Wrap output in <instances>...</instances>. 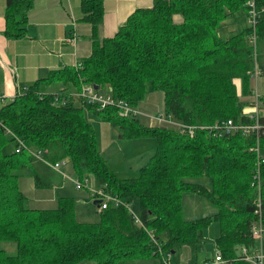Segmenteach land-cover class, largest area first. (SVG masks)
<instances>
[{
    "label": "trees",
    "instance_id": "16d2710c",
    "mask_svg": "<svg viewBox=\"0 0 264 264\" xmlns=\"http://www.w3.org/2000/svg\"><path fill=\"white\" fill-rule=\"evenodd\" d=\"M252 3L255 26L250 23ZM32 7L31 0H7L6 37L26 36ZM241 10L251 25L222 39L221 24ZM81 11L82 20L92 26L91 54L77 66L51 72L0 108V264H166L165 254L183 247L191 249L192 264H198V249L213 223L220 228L215 239L220 264H251L242 252L256 246V138L242 131L219 136L202 127L228 120L255 122L246 108L255 104L251 73L264 40V0H154L103 40L98 38L103 1L82 0ZM56 83L65 87L43 92L45 85ZM149 84L163 93L167 114L197 127L193 136L176 127L153 126L147 118L122 117L116 106L98 110L78 97L85 103L79 106L77 95L68 91L98 86L97 91L107 89L114 99L139 107ZM85 109L120 129L122 138L155 139V154L138 177L121 178L109 169ZM260 120L264 123V112ZM16 137L25 143L19 153ZM260 144L264 155V135ZM39 150L52 163L70 162L80 179L91 177L97 189L120 204L109 202L100 211L103 202L95 199L97 222L78 219L73 197L59 198L56 209L30 208L19 173L32 169V152ZM260 172L264 221V162ZM34 175L37 188L48 186ZM197 177L208 178L210 185L191 180ZM187 194L205 197L216 213L186 219ZM133 200L139 202V215L132 211ZM3 243L13 245L15 253Z\"/></svg>",
    "mask_w": 264,
    "mask_h": 264
},
{
    "label": "rangeland",
    "instance_id": "374dc122",
    "mask_svg": "<svg viewBox=\"0 0 264 264\" xmlns=\"http://www.w3.org/2000/svg\"><path fill=\"white\" fill-rule=\"evenodd\" d=\"M249 15L245 10L237 12L234 16H230L225 20L218 31L222 39H227L234 35L240 34L245 28L249 27ZM257 57L259 66V75L257 81L253 80L252 88L257 89L260 96L264 95V40H260L257 47ZM148 92L143 103H147V114L157 116L158 114H166L164 96L160 91H155L148 85ZM73 91V90H72ZM100 93L106 94L107 89H101ZM255 100V97L253 98ZM75 102L79 106L85 103L78 97ZM253 102V101H252ZM143 107V104L140 105ZM246 112L250 115L254 114V106L246 108ZM85 116L93 125L98 148L106 161L109 169L121 178H135L139 176L140 169L146 165L150 158L155 154L156 141L153 138L143 137L138 139H125L120 136L121 130L113 127L110 123L105 122L93 110L85 109ZM144 120V117L143 119ZM153 126H155L153 124ZM105 141L100 142L101 132ZM15 144L9 146V150H14ZM35 174L44 180L48 186L37 188L35 186ZM22 189L27 198V204L34 209H55L58 205V199L61 197H73L76 199V212L78 219L83 222L99 221V213L94 200L89 196L87 188L95 187L91 177L80 179L73 170L72 164L66 163L61 167L60 172L55 171L42 160L37 159L32 169L21 171ZM81 180L84 184L83 190L76 188L73 180ZM194 182L202 183L209 186V180L206 177H197L191 179ZM45 196L44 198L42 196ZM184 213L185 218L194 220L205 216H212L216 213V209L205 198L193 194L184 196ZM132 211L134 214H140V205L137 200H133ZM220 233L217 223H213L205 231V242L198 249V264H203L206 258L214 259L216 255L215 239ZM2 246L11 254L15 253V247L8 243ZM187 250L189 255L184 252ZM191 249L183 247L178 253H166L165 260L167 264H192L190 256ZM187 256V258H186ZM193 258V257H192ZM83 264H94L85 262ZM137 264H148L139 262Z\"/></svg>",
    "mask_w": 264,
    "mask_h": 264
},
{
    "label": "crops",
    "instance_id": "0c3cea01",
    "mask_svg": "<svg viewBox=\"0 0 264 264\" xmlns=\"http://www.w3.org/2000/svg\"><path fill=\"white\" fill-rule=\"evenodd\" d=\"M31 1L33 7L28 13L26 36L9 38L4 34L7 0H0V108L26 87L47 78L53 71L77 66L92 52V26L82 20V0ZM102 1L104 19L98 28L100 40L113 37L131 14L138 9L150 8L154 3V0ZM74 34L79 37L76 45L67 42ZM64 87L59 83L48 84L43 87V92L58 93ZM68 91L73 96L78 94V91ZM147 107V103L139 106L145 112ZM100 136V142L105 141L103 131ZM19 185L23 192L21 177ZM88 192L95 202L89 189ZM184 253L189 255L187 250ZM190 256L192 259V251Z\"/></svg>",
    "mask_w": 264,
    "mask_h": 264
},
{
    "label": "built area",
    "instance_id": "2783aa9c",
    "mask_svg": "<svg viewBox=\"0 0 264 264\" xmlns=\"http://www.w3.org/2000/svg\"><path fill=\"white\" fill-rule=\"evenodd\" d=\"M252 17L250 19V23L252 26L256 24V11L254 8V4L252 3ZM79 37L74 34V36L67 39V42L76 45ZM79 65V64H78ZM259 75V66L256 61V67L254 72L251 73V77L253 80L257 81V77ZM77 97H80L84 100V102L96 106L98 110L106 109L110 106H116L119 109L120 116L125 118H147L151 125L157 126H166V127H176L181 131L187 132L189 135L193 136L196 133L197 127L191 125H185L179 123L174 120V118L169 114H158L157 116H151L145 112H143L139 107H134L130 105L125 100H116L109 93L102 94L95 89L93 85L83 86L81 91L78 92ZM255 104H254V114H252L255 122L252 124H236L233 120H228L222 123H217L211 127H202L203 129H208L213 131L215 134L219 136L230 135L236 131H242L244 134L254 135L256 138V144L252 148L253 151L257 154L258 163H257V173L254 177V186L257 191L256 205L257 210L256 214L258 216V220L252 227V237L256 241V246L252 252L248 249L243 250V259L251 264H264V221L263 215L261 211V201H262V178L260 172V164L264 162V155L262 152L260 138L264 135V123L260 120L261 112H264V103L261 102V97L257 89L254 90ZM59 99V97H57ZM17 138V137H16ZM25 147V143L23 140L17 138L16 139V152L19 153ZM33 156L36 159L42 160L47 165H49L52 169L57 172H60L61 167L66 164L65 161H59L56 163H52L48 161L42 151H33ZM77 189L81 190L84 188V184L81 180H73ZM94 196L95 199L101 200L102 205L100 206V211L107 208L109 202H114L115 204H120V201L111 195L106 194L103 190L97 188H87ZM223 259L221 254L217 251L214 260L204 262L203 264H220L223 263ZM167 264V262H166Z\"/></svg>",
    "mask_w": 264,
    "mask_h": 264
},
{
    "label": "water",
    "instance_id": "95a60500",
    "mask_svg": "<svg viewBox=\"0 0 264 264\" xmlns=\"http://www.w3.org/2000/svg\"><path fill=\"white\" fill-rule=\"evenodd\" d=\"M95 87V89L96 90H98L99 88H98V86H94ZM94 204L96 205L97 204V202H94ZM172 254H174V252L172 253Z\"/></svg>",
    "mask_w": 264,
    "mask_h": 264
},
{
    "label": "bare ground",
    "instance_id": "6f19581e",
    "mask_svg": "<svg viewBox=\"0 0 264 264\" xmlns=\"http://www.w3.org/2000/svg\"><path fill=\"white\" fill-rule=\"evenodd\" d=\"M253 180V179H252Z\"/></svg>",
    "mask_w": 264,
    "mask_h": 264
}]
</instances>
